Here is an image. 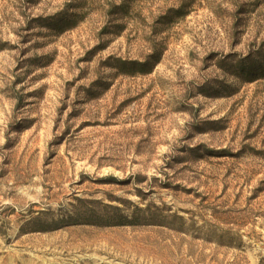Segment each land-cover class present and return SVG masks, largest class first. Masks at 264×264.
Returning <instances> with one entry per match:
<instances>
[{"label": "rangeland", "instance_id": "rangeland-1", "mask_svg": "<svg viewBox=\"0 0 264 264\" xmlns=\"http://www.w3.org/2000/svg\"><path fill=\"white\" fill-rule=\"evenodd\" d=\"M0 264H264V0H0Z\"/></svg>", "mask_w": 264, "mask_h": 264}]
</instances>
